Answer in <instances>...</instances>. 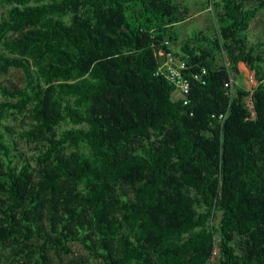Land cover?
Segmentation results:
<instances>
[{
	"label": "trees",
	"instance_id": "obj_1",
	"mask_svg": "<svg viewBox=\"0 0 264 264\" xmlns=\"http://www.w3.org/2000/svg\"><path fill=\"white\" fill-rule=\"evenodd\" d=\"M0 8V264H264V0H205L215 32L177 50L178 0Z\"/></svg>",
	"mask_w": 264,
	"mask_h": 264
},
{
	"label": "rangeland",
	"instance_id": "obj_2",
	"mask_svg": "<svg viewBox=\"0 0 264 264\" xmlns=\"http://www.w3.org/2000/svg\"><path fill=\"white\" fill-rule=\"evenodd\" d=\"M178 3L188 8L187 19L178 24L175 27V32L178 36L176 43L173 44L172 49L177 50L181 45L183 40L190 36L196 30H202L206 34H212L215 32L214 21L212 19L211 13L209 9L205 8V0H178ZM4 12V8H0V14ZM248 40L250 43H254L256 41L264 42V11L259 12L256 18L250 23L248 29ZM240 71L242 73V84L251 88L253 86L252 74L247 70L244 65H240ZM19 75L14 70H10L7 74L0 76V83L11 85L18 84ZM0 101H2L0 97ZM15 123H10V125H14ZM16 145L19 150L27 152L29 151V147L27 145L16 141ZM73 254L72 257L76 258L78 256L86 255V252L81 248L78 243H74L71 245ZM92 264H101L99 261H93Z\"/></svg>",
	"mask_w": 264,
	"mask_h": 264
},
{
	"label": "built area",
	"instance_id": "obj_3",
	"mask_svg": "<svg viewBox=\"0 0 264 264\" xmlns=\"http://www.w3.org/2000/svg\"><path fill=\"white\" fill-rule=\"evenodd\" d=\"M167 44V42H166ZM158 57V69L157 72L165 79L169 80L173 84V93L175 100L182 101L183 104L188 103L187 94L189 92V78L199 80L200 77L197 74L186 77L182 75V70L186 69L185 62L179 57L173 56L165 51H159ZM204 71H202L203 73ZM232 81L224 84L225 88L231 87ZM214 252L213 254H215Z\"/></svg>",
	"mask_w": 264,
	"mask_h": 264
}]
</instances>
